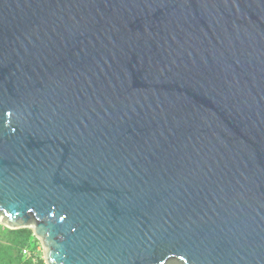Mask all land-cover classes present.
I'll list each match as a JSON object with an SVG mask.
<instances>
[{"label": "water", "instance_id": "95a60500", "mask_svg": "<svg viewBox=\"0 0 264 264\" xmlns=\"http://www.w3.org/2000/svg\"><path fill=\"white\" fill-rule=\"evenodd\" d=\"M0 225L46 264H264V0H0Z\"/></svg>", "mask_w": 264, "mask_h": 264}, {"label": "trees", "instance_id": "16d2710c", "mask_svg": "<svg viewBox=\"0 0 264 264\" xmlns=\"http://www.w3.org/2000/svg\"><path fill=\"white\" fill-rule=\"evenodd\" d=\"M40 245L32 230L0 225V264H46Z\"/></svg>", "mask_w": 264, "mask_h": 264}, {"label": "rangeland", "instance_id": "374dc122", "mask_svg": "<svg viewBox=\"0 0 264 264\" xmlns=\"http://www.w3.org/2000/svg\"><path fill=\"white\" fill-rule=\"evenodd\" d=\"M39 250L42 253V258L44 259V249H43V246L42 245H40Z\"/></svg>", "mask_w": 264, "mask_h": 264}, {"label": "built area", "instance_id": "2783aa9c", "mask_svg": "<svg viewBox=\"0 0 264 264\" xmlns=\"http://www.w3.org/2000/svg\"><path fill=\"white\" fill-rule=\"evenodd\" d=\"M25 254H27V252H25Z\"/></svg>", "mask_w": 264, "mask_h": 264}]
</instances>
